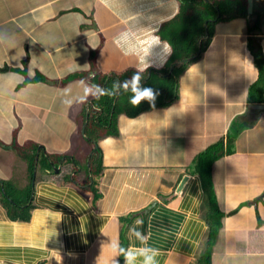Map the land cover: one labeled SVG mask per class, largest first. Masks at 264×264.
<instances>
[{
  "label": "crops",
  "instance_id": "0c3cea01",
  "mask_svg": "<svg viewBox=\"0 0 264 264\" xmlns=\"http://www.w3.org/2000/svg\"><path fill=\"white\" fill-rule=\"evenodd\" d=\"M252 5L250 16L246 2L244 19L215 25L200 60L178 79L175 102L135 119L119 116L118 135L92 146L83 131L97 95L67 105L63 90L80 94L95 76L164 69L172 51L159 30L179 14L180 1L0 0V185L24 183L23 159L35 158L24 205L32 207L21 215L28 220L10 219L0 204V264H110L112 241L139 246L129 233L136 217L145 242L160 250L159 264H197L209 227L193 162L234 124L232 154L211 167L221 217L210 264H264V110L253 123L246 115L249 105L264 107L248 101L251 50L264 59V0ZM204 29L197 55L207 22ZM124 48L135 62H120ZM78 74L86 77L64 84ZM92 166L96 193L88 192L92 179L84 184ZM115 259L124 264L122 253Z\"/></svg>",
  "mask_w": 264,
  "mask_h": 264
},
{
  "label": "trees",
  "instance_id": "16d2710c",
  "mask_svg": "<svg viewBox=\"0 0 264 264\" xmlns=\"http://www.w3.org/2000/svg\"><path fill=\"white\" fill-rule=\"evenodd\" d=\"M180 12L174 20L161 26L159 30L160 39L167 43L171 48L172 54L167 66L159 71L149 70L146 73H139L140 84L149 86L154 90L152 101L142 99L138 104H132L129 96L132 94L128 90L122 88L119 84L113 85L114 81H124L130 79L135 70H128L119 75H111L110 77L95 76L91 79L92 84H99L104 87L105 94L97 95L96 100L90 106V119L85 129V135L89 145L98 143L105 137L116 136L117 121L119 116H126L129 119H135L138 116L150 112L155 109H164L169 107L177 100V84L178 79L185 69L193 63L200 60L201 55L210 43L213 29L219 22L229 21L232 19H244L246 17V0H179ZM211 21H214L212 23ZM207 22L208 40L201 43L200 54L198 53V41L204 37V25ZM253 65L256 70V80L248 90V101L254 104H262L264 102V59L262 54L252 52ZM197 55V56H196ZM191 59L189 62L187 60ZM183 61H185L183 63ZM172 72L168 75L169 69L177 64ZM86 75L78 74L69 77L64 84L85 78ZM42 81L40 78L27 80L22 87L30 82ZM238 127V126H237ZM236 124L229 128L225 141H219L209 146L205 151L197 155L193 162V171L198 175L201 187L204 193V206L206 208L205 219L209 227V233L205 241V247L197 259V264H210V248L214 242L216 232L219 228V220L221 213L215 204V196L213 193L211 167L223 155L232 154V145L239 134L236 130ZM238 128H242L239 126ZM37 147L33 149L36 151ZM28 152V148L23 149ZM56 163H59V157H52ZM97 161L98 157L95 156ZM27 165V173H25L24 183L15 184L12 181H2L0 185V204L5 209L7 215L12 220H28V217H21L27 210H30L32 204L25 207L24 205L30 200L32 195V180L34 171L35 158L30 154L23 159ZM48 161L41 154L39 164L45 167ZM95 164V161H94ZM97 167L92 166V178L87 177L84 184H90L91 179L93 185L88 188V192H97L98 183ZM86 174V173H85ZM88 176V175H87Z\"/></svg>",
  "mask_w": 264,
  "mask_h": 264
},
{
  "label": "clouds",
  "instance_id": "9594fccd",
  "mask_svg": "<svg viewBox=\"0 0 264 264\" xmlns=\"http://www.w3.org/2000/svg\"><path fill=\"white\" fill-rule=\"evenodd\" d=\"M117 84L132 93L129 96V101L132 104H138L142 99L152 101L155 95L151 87L142 86L140 84L138 72H133L130 79L113 82L114 86ZM89 94L94 96L102 95L105 94V89L99 84H86L82 87V93L76 94L73 93L71 89L65 88L62 93V102L67 105H71L74 102H83ZM143 223L144 221L142 218L136 217L133 221V225L129 227L131 237L140 242L139 246L125 249L120 247L117 242H111V248L115 250V255L111 258L110 264H119L115 257L119 256L121 253L124 257V264H159L158 257L160 255V250L145 242L146 235L140 227Z\"/></svg>",
  "mask_w": 264,
  "mask_h": 264
},
{
  "label": "water",
  "instance_id": "95a60500",
  "mask_svg": "<svg viewBox=\"0 0 264 264\" xmlns=\"http://www.w3.org/2000/svg\"><path fill=\"white\" fill-rule=\"evenodd\" d=\"M252 9H253L252 0H247V15L248 16H250L252 14ZM248 18H249L248 20H250V17H248ZM252 19L255 20L256 18H252ZM255 35H259V32H256ZM190 60L191 59L187 60L186 62H189ZM184 62L185 61H183V63ZM176 65H178V63L175 64L173 67L170 68L168 74H170L172 72L173 68ZM247 110L248 111H247V114L246 115H247L248 118H251V121L253 123V122H255L256 118H259L257 116H259V114H261V112L264 110V107L263 106H260V105H249L248 108H247ZM86 111H87V121H86V124L84 126V131H83L84 136H85V129H86L88 123H89V111H90L89 104L86 106ZM247 125H250V124L247 123ZM85 139H87L86 136H85ZM16 153L20 155V153L18 151H16ZM22 158H23V156H22ZM55 171H58V169H56ZM186 182H187V178L185 177L181 181L180 185L178 186L177 191H176V194L179 193L182 190V188L186 184Z\"/></svg>",
  "mask_w": 264,
  "mask_h": 264
},
{
  "label": "rangeland",
  "instance_id": "374dc122",
  "mask_svg": "<svg viewBox=\"0 0 264 264\" xmlns=\"http://www.w3.org/2000/svg\"><path fill=\"white\" fill-rule=\"evenodd\" d=\"M246 2H247V0H246ZM167 8H169V7H167ZM162 13L165 14V11L162 10ZM164 47L166 48V43H165ZM168 47H169V45H168ZM131 48L133 50V48H134V45L133 44H132ZM159 55H160V63H162L164 61V58H163V56L161 54H159ZM120 57H124L123 59H120V62L121 63H124V64L125 63H130L131 64V63L135 62V58H134L133 53L129 49H127V48H124V51L122 52V54H121Z\"/></svg>",
  "mask_w": 264,
  "mask_h": 264
}]
</instances>
